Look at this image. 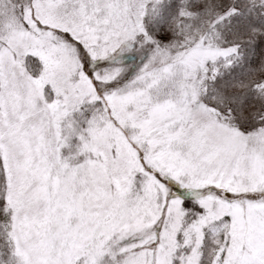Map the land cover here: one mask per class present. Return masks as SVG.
<instances>
[{
	"label": "snow or ice",
	"instance_id": "obj_1",
	"mask_svg": "<svg viewBox=\"0 0 264 264\" xmlns=\"http://www.w3.org/2000/svg\"><path fill=\"white\" fill-rule=\"evenodd\" d=\"M0 264H264V0H0Z\"/></svg>",
	"mask_w": 264,
	"mask_h": 264
}]
</instances>
